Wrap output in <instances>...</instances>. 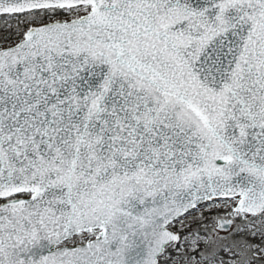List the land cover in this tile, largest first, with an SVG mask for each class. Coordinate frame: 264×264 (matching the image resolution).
<instances>
[{"label": "snow or ice", "instance_id": "snow-or-ice-1", "mask_svg": "<svg viewBox=\"0 0 264 264\" xmlns=\"http://www.w3.org/2000/svg\"><path fill=\"white\" fill-rule=\"evenodd\" d=\"M0 264H264V0H0Z\"/></svg>", "mask_w": 264, "mask_h": 264}]
</instances>
